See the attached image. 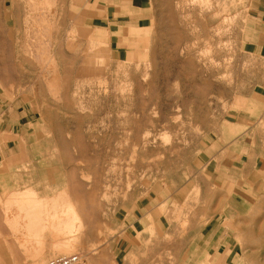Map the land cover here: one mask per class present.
<instances>
[{
  "label": "rangeland",
  "instance_id": "rangeland-1",
  "mask_svg": "<svg viewBox=\"0 0 264 264\" xmlns=\"http://www.w3.org/2000/svg\"><path fill=\"white\" fill-rule=\"evenodd\" d=\"M90 1L0 0V129L44 150L0 170L6 239L49 252L28 264H264L252 0H152L116 44ZM225 156L246 174L217 182Z\"/></svg>",
  "mask_w": 264,
  "mask_h": 264
},
{
  "label": "crops",
  "instance_id": "crops-1",
  "mask_svg": "<svg viewBox=\"0 0 264 264\" xmlns=\"http://www.w3.org/2000/svg\"><path fill=\"white\" fill-rule=\"evenodd\" d=\"M152 0H91V4L97 9L96 16L93 22L102 29H106L111 34L112 43L115 44L121 36L125 28L129 26L146 27L152 23L153 13L151 7ZM250 11L248 13V20L252 27L247 29L250 35L244 36L249 46H254L256 55L263 58L264 61V0H252L248 2ZM117 33V34H116ZM119 54V52H116ZM257 82L254 85L258 89L259 100L264 104V64L258 65L257 69ZM264 119V111H263ZM19 128L7 124L5 128L0 129V170L2 167L7 168L16 167L21 162H27L29 159H40L41 150L40 144H32L33 134L28 131L26 126V118H20ZM235 123L243 124V120L237 119ZM46 146V145H45ZM49 147V151L56 152V146ZM38 153L35 157V153ZM46 151V150H45ZM211 163V162H210ZM223 167L226 172L223 173V180L217 182H231V177L236 176L238 173L242 176L246 174L247 168L242 161L238 163L236 160L232 161V157H223L220 163L216 162L215 167ZM15 171L11 170L12 175ZM1 172V171H0ZM2 179V178H1ZM225 214V213H224ZM5 215L0 209V216ZM8 225L2 222L0 218V232L3 233L4 239L0 238V264H28L40 260L47 256L49 252L45 250L42 254L39 248H32L28 254H24L15 238L6 239L9 232ZM6 239V240H5ZM18 240H20L18 238ZM34 247V246H33ZM121 250V249H120ZM42 255V256H41ZM41 256V258H40Z\"/></svg>",
  "mask_w": 264,
  "mask_h": 264
},
{
  "label": "built area",
  "instance_id": "built-area-1",
  "mask_svg": "<svg viewBox=\"0 0 264 264\" xmlns=\"http://www.w3.org/2000/svg\"><path fill=\"white\" fill-rule=\"evenodd\" d=\"M83 260L84 254L82 252H72L51 257L44 264H82Z\"/></svg>",
  "mask_w": 264,
  "mask_h": 264
},
{
  "label": "bare ground",
  "instance_id": "bare-ground-1",
  "mask_svg": "<svg viewBox=\"0 0 264 264\" xmlns=\"http://www.w3.org/2000/svg\"><path fill=\"white\" fill-rule=\"evenodd\" d=\"M37 200H38V197H36V198L34 199V201H37ZM40 202H41V201H40ZM40 202H38V203H40ZM40 204H41V203H40ZM56 204H57V203H56ZM29 207H30V206H29ZM54 210H55V209H54ZM71 210H72V209H71ZM71 210H70V211H71ZM74 213H75V212H74ZM54 215H56V214L54 213ZM67 216H70V215L68 214ZM67 216H66V217H67ZM72 216H73V215H72ZM54 218H55V217H54ZM61 218H62V217H60V219H59V218H58V219H59V221H60V224L62 225V222H61L62 220H61ZM71 218H72V217H71ZM71 218H69V219H71ZM73 218H74V216H73ZM78 218H79V217H78ZM78 218H77V219H78ZM36 219H37V218H36ZM39 219H40V218H39ZM56 219H57V218H56ZM75 219H76V218H75ZM31 220H32V219H31ZM31 220H30V221H31ZM54 221H55V220H54ZM54 221H53V222H54ZM56 221H57V220H56ZM56 221H55V222H56ZM66 221H68V220H66ZM66 221H63V223H65V225H66L65 229L68 228V225H67L68 222H66ZM26 222H27V221H26ZM36 222H37V221H36ZM53 222H52V223H53ZM78 222H79V221H78ZM78 222H77V223H78ZM33 223H35V222H33ZM54 224H56V223H54ZM68 224H69V223H68ZM75 224H76V223H75ZM58 225H59V223H58ZM58 225H57V226H58ZM65 225L63 224V226H65ZM72 225H73V224H72ZM70 226H71V225H70ZM55 227H56V226H55ZM60 227H61V226H60ZM260 227H261V226H260ZM62 228H63V227H62ZM60 229H61V228H60ZM73 229H74V228H73ZM67 230H69V229H67ZM251 230L253 231V229H251ZM71 232H72V231H71ZM73 233H74V232H73ZM33 234H34V232H33ZM71 234H72V233H71ZM253 235H254L255 237H257L255 233H254V234L252 233V234H250V236H251L250 239H251V240H255V241H257V239H255V237H252ZM257 238H258V237H257ZM70 240H71V239L69 238L68 241L70 242ZM64 243H65V241H64ZM67 243H68V242H67ZM65 244H66V243H65ZM65 244H63L64 248H69V246H65ZM68 244H69V243H68ZM69 245H70V244H69ZM246 246H247V245H246ZM244 247H245V246H244ZM61 248H62V247H61ZM64 248H63V250H64ZM68 250H69V249H68ZM65 251H66V250H65ZM41 256H42V255H41ZM246 258H247V256H246Z\"/></svg>",
  "mask_w": 264,
  "mask_h": 264
}]
</instances>
